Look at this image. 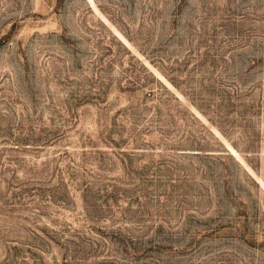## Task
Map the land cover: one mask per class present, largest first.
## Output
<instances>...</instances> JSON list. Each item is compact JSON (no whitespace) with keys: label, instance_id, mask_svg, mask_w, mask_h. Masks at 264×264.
<instances>
[{"label":"rangeland","instance_id":"rangeland-1","mask_svg":"<svg viewBox=\"0 0 264 264\" xmlns=\"http://www.w3.org/2000/svg\"><path fill=\"white\" fill-rule=\"evenodd\" d=\"M0 264H264V0H0Z\"/></svg>","mask_w":264,"mask_h":264}]
</instances>
